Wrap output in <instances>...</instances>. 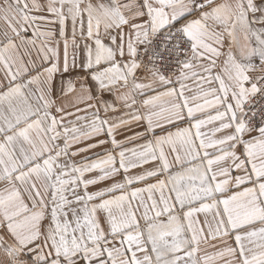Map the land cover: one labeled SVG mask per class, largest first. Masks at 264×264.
<instances>
[{"label": "snow or ice", "instance_id": "obj_1", "mask_svg": "<svg viewBox=\"0 0 264 264\" xmlns=\"http://www.w3.org/2000/svg\"><path fill=\"white\" fill-rule=\"evenodd\" d=\"M0 264H264V0H0Z\"/></svg>", "mask_w": 264, "mask_h": 264}]
</instances>
